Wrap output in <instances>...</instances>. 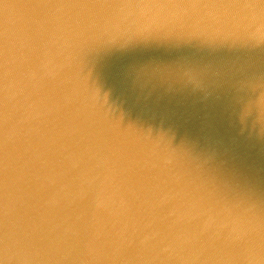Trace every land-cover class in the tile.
Listing matches in <instances>:
<instances>
[{
	"label": "water",
	"instance_id": "water-1",
	"mask_svg": "<svg viewBox=\"0 0 264 264\" xmlns=\"http://www.w3.org/2000/svg\"><path fill=\"white\" fill-rule=\"evenodd\" d=\"M0 264H264V0H0Z\"/></svg>",
	"mask_w": 264,
	"mask_h": 264
}]
</instances>
